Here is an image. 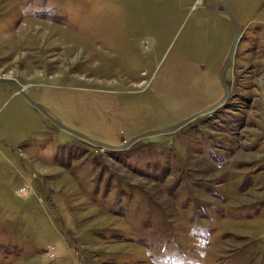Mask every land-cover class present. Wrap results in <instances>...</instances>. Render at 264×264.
Segmentation results:
<instances>
[{
	"label": "rangeland",
	"instance_id": "rangeland-1",
	"mask_svg": "<svg viewBox=\"0 0 264 264\" xmlns=\"http://www.w3.org/2000/svg\"><path fill=\"white\" fill-rule=\"evenodd\" d=\"M222 1L228 97L174 132L100 148L0 83V264H264V0ZM202 2L0 0V77L124 146L225 95Z\"/></svg>",
	"mask_w": 264,
	"mask_h": 264
},
{
	"label": "water",
	"instance_id": "water-1",
	"mask_svg": "<svg viewBox=\"0 0 264 264\" xmlns=\"http://www.w3.org/2000/svg\"><path fill=\"white\" fill-rule=\"evenodd\" d=\"M203 6L206 8H209L213 11L216 12H221L217 9L218 5H222L224 6V12L227 13L233 23V26L235 28V39L233 41L232 47H231V51L229 53V56L226 60L225 65L222 68L221 71V81L223 86L225 87V95L223 96V98L217 102L216 104L212 105L211 107H209L208 109L199 111L189 117H187L186 119L179 121L178 123L171 125L169 128L167 129H163V130H155V131H148L145 133H140L136 136H134L133 138H131L124 146H115V145H111L99 140H96L88 135H86L85 133L72 129L71 127L65 125L63 122H61L60 120L56 119L55 117H53L50 112L46 109V107H44V105H42L41 103H39L38 101L34 100L25 90V88H23L15 79L10 78V77H0V83L1 82H9L12 83L17 89L18 91L23 95V97L34 107H36L41 113H43L49 120H51L56 126H58L59 128L72 133L74 135H77L79 137H82L84 139H87L89 141H91L93 144L97 145L100 148H104V149H110V150H118V149H122V148H127L130 145H132L133 143H135L136 141H138L141 138L147 137V136H152V135H159V134H163V133H171L174 132L175 130L183 127L184 125L188 124L190 121H192L193 119L199 117L200 115L212 112L213 110L219 108L220 106H222L225 102V100L228 97L229 94V87L226 84V70L228 68V66L231 64L232 59L237 51V48L242 40V30L240 25L238 24V21L236 19V17L234 16V14L231 12V10L228 8V6L226 5V3L222 0H218L213 4H209L207 2V0H203Z\"/></svg>",
	"mask_w": 264,
	"mask_h": 264
},
{
	"label": "bare ground",
	"instance_id": "bare-ground-1",
	"mask_svg": "<svg viewBox=\"0 0 264 264\" xmlns=\"http://www.w3.org/2000/svg\"><path fill=\"white\" fill-rule=\"evenodd\" d=\"M43 114V113H42ZM44 115V114H43Z\"/></svg>",
	"mask_w": 264,
	"mask_h": 264
}]
</instances>
